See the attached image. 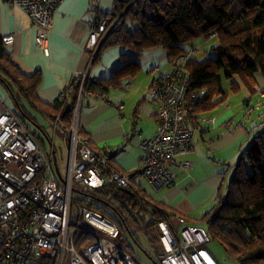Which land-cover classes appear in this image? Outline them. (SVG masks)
Wrapping results in <instances>:
<instances>
[{"label": "trees", "instance_id": "trees-1", "mask_svg": "<svg viewBox=\"0 0 264 264\" xmlns=\"http://www.w3.org/2000/svg\"><path fill=\"white\" fill-rule=\"evenodd\" d=\"M119 15V26L106 38L99 54L109 48L123 47L142 56L151 49L161 47L168 52L170 62L179 55L185 56L187 89L184 119L191 147L187 156L194 152L195 136L209 131L205 126L213 121L209 116L221 107L230 108L231 95L243 91L238 116L231 124L234 126L230 125L232 119L221 128L229 133L242 128L248 144L240 150L232 165L225 164L228 179L217 192L213 206L196 222L205 225L202 229L208 237V243L204 246L206 250L207 245L214 241L238 264L264 263V118L262 114L252 118L250 113L258 111V108L250 109L251 101L258 97L259 101L264 99V85L259 84L257 79L260 75L264 77V0H114L111 16L116 18ZM210 39L215 40V45L206 50V43ZM197 40L203 42L201 47L197 46L201 49L198 52L194 43ZM187 45L191 48L187 49ZM10 56L0 39V78L17 107H22L21 97H24L46 120L52 122L61 115L63 123L68 124L80 85L65 89L51 103H42L36 97L41 79L24 75ZM131 64L136 66L133 62ZM120 72H114L109 79H88L83 96L105 95L112 88L126 82L130 84L129 77L120 78ZM131 74L133 77L135 72ZM156 80H153L149 92ZM225 83L228 90L224 87ZM149 99L154 105L159 127L158 107L152 102L150 93ZM250 123L252 126L248 127ZM79 135L87 140L92 149L106 152L90 143L89 133L79 130ZM107 160L102 174L112 168L119 170L112 156H108ZM185 161L193 165L188 170L193 169L194 163ZM128 176L131 178V189L119 188L108 181L99 188H86L88 200L84 201V207L117 227L118 235L113 242L126 250L137 264L132 243L143 248L137 242L129 222L143 224L145 237L159 254L162 248L158 224L165 217L170 220L181 217L187 225L190 221L178 215L171 206L149 196L140 184L133 181L134 175ZM77 232L79 234L74 244L77 248L89 247L95 242L96 234L93 231L81 228ZM146 258L159 264L158 259L148 253ZM49 264H55L54 260H50Z\"/></svg>", "mask_w": 264, "mask_h": 264}, {"label": "built area", "instance_id": "built-area-1", "mask_svg": "<svg viewBox=\"0 0 264 264\" xmlns=\"http://www.w3.org/2000/svg\"><path fill=\"white\" fill-rule=\"evenodd\" d=\"M2 1L24 11L38 28L37 46L46 52L47 33L53 27L54 12L62 0ZM119 20L120 15L116 18L96 15L91 21L88 42L83 48L84 52H91V60L83 70H76L72 78L69 89L78 84L80 89L69 123H63L61 115L52 122L47 119L53 129L48 153L0 98V264H49L50 260L64 264L66 253L68 264H135L131 255L113 242L118 235L117 227L73 200L76 184L93 189L108 181L122 189L132 188L130 176L117 169L102 174L111 154L92 149L79 135L81 102L90 68L96 63L106 38L119 26ZM13 41L12 35L2 38L4 45ZM184 64L182 54L172 60L170 74L158 71L150 92L152 102L158 107L160 124L155 135L140 144L142 155L136 175L156 191L172 186L178 170L193 166L178 160L191 152L184 119L187 89ZM56 133L67 148L65 173L61 175L57 165L58 176L51 167L55 158L57 162L53 143ZM72 204L77 207V222L71 220ZM176 221L179 232L168 217L158 224L162 248L157 257L159 264H218L204 248L208 243L205 231L185 224L181 217ZM88 227L98 229L103 235L93 231L95 242L77 248L73 236L77 229Z\"/></svg>", "mask_w": 264, "mask_h": 264}, {"label": "crops", "instance_id": "crops-1", "mask_svg": "<svg viewBox=\"0 0 264 264\" xmlns=\"http://www.w3.org/2000/svg\"><path fill=\"white\" fill-rule=\"evenodd\" d=\"M113 11L114 0H62L54 12L53 27L47 33L44 52L35 41L38 28L24 11L0 0V39L12 35L13 43L3 44L11 55V61L24 75L41 79L36 90L40 102L51 103L65 89L69 90L76 70H83L91 60V52L83 51L88 42L91 21L96 15H111ZM113 48L117 49L102 56V51L97 54L88 79H109L114 72L121 71L120 78L129 77L130 84L126 82L112 88L105 95L101 94L103 97L82 96L79 129L90 134V143L94 147L111 154L114 165L122 173L134 175V181L140 168V144L151 139L158 129L154 105L149 99L150 86L158 71L170 74L173 68L168 52L161 47L151 49L142 56L123 47ZM132 62L136 66L130 65ZM133 72L135 75L132 77ZM257 79L259 84L264 85V77ZM241 100L230 108L221 107L209 116L213 118L214 125L208 124L209 131L196 135L194 139L200 153L178 157L179 161H192L193 169L178 170L172 186L159 191L161 195H151L171 206L178 215L189 219L191 226L197 227L195 222L206 213L210 201V208L215 203L214 198L229 175L225 164L232 165L240 150L248 144L242 128L238 127L230 133L221 128L226 121L236 119ZM13 101L17 107L14 98ZM17 108L24 111L23 107ZM23 126L26 128L24 122ZM172 222L179 228L176 217L172 218Z\"/></svg>", "mask_w": 264, "mask_h": 264}, {"label": "rangeland", "instance_id": "rangeland-1", "mask_svg": "<svg viewBox=\"0 0 264 264\" xmlns=\"http://www.w3.org/2000/svg\"><path fill=\"white\" fill-rule=\"evenodd\" d=\"M194 43H195L196 47L197 46L201 47L203 42L200 40H197ZM214 45H215V40L210 39L206 43V49H209ZM186 48L190 49L191 47H189L187 45ZM116 49L117 48L106 49L105 51H102L101 56L104 55V53H106V52L115 51ZM203 57L204 56H199V58H203ZM259 77H262V76L260 75ZM224 87L228 90V84L225 83ZM241 95L244 96L243 91H241L237 95H231L232 100H231V102H229V105L235 104L237 101H239V99H242ZM0 98L4 101L5 105L7 107H9L12 112H14L15 116L18 119H20L22 122H24L28 132L35 139V141L37 142L39 147L44 152L48 153L50 150V141L52 140V136H53V129H52V125L46 120L44 115L40 111H38L37 109L32 108L30 103H28L27 100L24 98H21V106L23 107L24 112H22L19 108H17L14 101H13V98L10 94V91L3 85L1 80H0ZM260 106H261V108L259 109ZM251 108H253L254 110H256V108H258V111H250V113L252 112V114H251L252 118H256V116L258 114H262V118H264V99H260V101H259V97H258L256 99L252 100L250 109ZM27 115L31 118V120L28 118ZM208 124L214 125V122L209 121L205 124V126L207 127ZM251 126H252L251 123L248 124V127H251ZM60 136L61 135L59 133L55 134L54 145H55V153H56V157H57V165H58L60 174L63 175L65 173V168L67 165V152H66V148L63 144V140ZM194 147H195V152H193L194 154L191 153L190 155H192V154L195 155L197 153H200L199 147L196 144H194ZM185 156H187V155H184V157ZM181 157H183V156H181ZM51 167H52L54 174L56 176H58V174L56 173V169L53 165V162L51 164ZM13 171H17V170L13 169ZM134 182L140 183L142 188L146 190V192L149 196L155 195V194L161 195V193H162L159 191H158L159 193L155 192V190L148 184V182L146 180H144V179L142 180V178H139L138 176L134 179ZM87 193L88 192H87V189L85 187H83L80 184H76L74 187V192H73V200L77 204H79L80 206H84L85 205L84 201L88 200ZM210 202L207 204V211L206 212L209 211L208 209L210 208V205H211ZM76 216H77V207L75 204H72L71 220L73 222L78 221ZM200 218L198 220H200ZM195 224L199 228H202L205 226L202 222H195ZM81 226L87 228L83 224H81ZM129 227L131 228L132 232L134 233L136 239L138 240L137 242L143 248V249H140V248H138V246L135 243H132V250H133V254H134V258L136 260V263L137 264H154L146 258V254L148 253L149 255H151L155 259L157 258V256L159 254H157L155 247L153 245H151L149 243V241L147 240V238L145 237L144 232L142 231V229L144 227L143 224L139 223L138 225H135L134 223L129 222ZM80 229L81 228L77 229V231H79ZM88 229L91 231H94L95 233H97L99 235H103V233L101 231H99L98 229H95L93 227H88ZM176 230L179 232L180 228L177 227ZM78 234H79V232H77L76 235L73 236V243L74 244H76ZM127 236H128V233H127ZM207 250L211 254V256L219 264H238L237 261H234L233 259H231L226 254L224 249L218 243H216L214 241H211L207 245ZM68 261H69V255H68V253H66V255L64 257V264H68ZM259 264H264V263L262 262Z\"/></svg>", "mask_w": 264, "mask_h": 264}, {"label": "water", "instance_id": "water-1", "mask_svg": "<svg viewBox=\"0 0 264 264\" xmlns=\"http://www.w3.org/2000/svg\"><path fill=\"white\" fill-rule=\"evenodd\" d=\"M0 80L1 81H3L1 78H0ZM53 165H54V167H55V169H56V173H57V162H56V158H55V160L53 161Z\"/></svg>", "mask_w": 264, "mask_h": 264}, {"label": "clouds", "instance_id": "clouds-1", "mask_svg": "<svg viewBox=\"0 0 264 264\" xmlns=\"http://www.w3.org/2000/svg\"><path fill=\"white\" fill-rule=\"evenodd\" d=\"M121 16V15H120ZM126 251V250H125Z\"/></svg>", "mask_w": 264, "mask_h": 264}, {"label": "bare ground", "instance_id": "bare-ground-1", "mask_svg": "<svg viewBox=\"0 0 264 264\" xmlns=\"http://www.w3.org/2000/svg\"><path fill=\"white\" fill-rule=\"evenodd\" d=\"M95 183V182H94Z\"/></svg>", "mask_w": 264, "mask_h": 264}]
</instances>
